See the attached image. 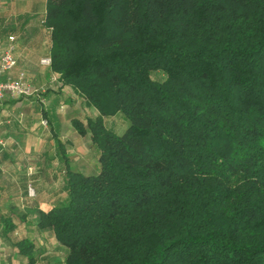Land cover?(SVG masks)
I'll use <instances>...</instances> for the list:
<instances>
[{"label": "trees", "instance_id": "obj_1", "mask_svg": "<svg viewBox=\"0 0 264 264\" xmlns=\"http://www.w3.org/2000/svg\"><path fill=\"white\" fill-rule=\"evenodd\" d=\"M45 20L59 88L97 113L71 121L87 175L43 113L64 182L36 228L64 264H264V0H48Z\"/></svg>", "mask_w": 264, "mask_h": 264}, {"label": "crops", "instance_id": "obj_2", "mask_svg": "<svg viewBox=\"0 0 264 264\" xmlns=\"http://www.w3.org/2000/svg\"><path fill=\"white\" fill-rule=\"evenodd\" d=\"M48 0H0V48L9 38L14 40L16 68L0 78L5 82L23 74L31 95L11 97L5 94L0 102V223L6 218L16 225L14 237L34 244L33 264H64V253L57 243L36 228L35 210L47 213L59 199L64 182L62 162L56 153L44 110L54 111L60 124L59 137L74 172L95 174L94 157L90 152V137L79 135L72 120L85 125L86 115L96 111L86 109L69 87L59 88L58 76L40 61L49 58L50 29L45 16ZM40 97H45V103ZM60 103L52 108V100ZM72 102V105L65 104ZM31 186L33 196H28ZM0 264H28L15 246L0 230Z\"/></svg>", "mask_w": 264, "mask_h": 264}, {"label": "built area", "instance_id": "obj_3", "mask_svg": "<svg viewBox=\"0 0 264 264\" xmlns=\"http://www.w3.org/2000/svg\"><path fill=\"white\" fill-rule=\"evenodd\" d=\"M13 40L14 39L10 37L5 47L0 48V78L4 74L11 73L17 66V59L14 55V45L12 44ZM40 63L44 66L50 67L51 61L50 58H44ZM6 93L11 97L31 95L23 74H19L15 79L8 78L5 82L0 80V102ZM41 124L47 126V121H42ZM27 193L30 197L34 195L31 186H28Z\"/></svg>", "mask_w": 264, "mask_h": 264}]
</instances>
